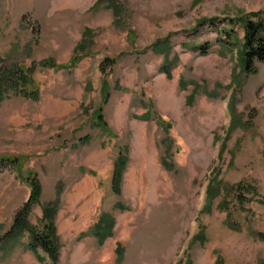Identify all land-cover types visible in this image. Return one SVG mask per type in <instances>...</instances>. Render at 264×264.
I'll use <instances>...</instances> for the list:
<instances>
[{"label":"rangeland","instance_id":"obj_1","mask_svg":"<svg viewBox=\"0 0 264 264\" xmlns=\"http://www.w3.org/2000/svg\"><path fill=\"white\" fill-rule=\"evenodd\" d=\"M263 12L264 0H0V159L25 158L41 183L29 225L56 209L58 264H264V63L246 72L216 31ZM86 29L72 71L42 66L70 64ZM16 66L32 98L10 84ZM1 167L0 264H48L30 233L5 239L31 191ZM244 185L255 194L240 207Z\"/></svg>","mask_w":264,"mask_h":264},{"label":"trees","instance_id":"obj_2","mask_svg":"<svg viewBox=\"0 0 264 264\" xmlns=\"http://www.w3.org/2000/svg\"><path fill=\"white\" fill-rule=\"evenodd\" d=\"M208 20V19H204ZM216 18L214 19V21ZM227 22L224 24V27L216 28V31L219 35L218 39L221 42L229 43L234 49H240L242 60H243V69L246 70V72L254 73L256 72L255 65L258 62L264 63V12L263 13H254V14H245L239 16L237 19H226ZM216 22H212L215 26ZM243 30V37L239 39V30ZM86 33L83 36V39L81 41V44L76 48L74 51V54L71 57L70 64L68 65H58L54 64L52 60L47 59L42 62L43 67H50L55 69L56 66L59 68L63 67L68 68L69 72L72 71L74 67L81 61L82 58H84L86 55H89L88 52V44L90 36H89V29H86ZM202 50L204 48V45L200 47ZM87 51V53H86ZM207 52V50L205 51ZM106 60V59H105ZM108 61V60H106ZM105 61V62H106ZM108 63V62H106ZM112 62H110L109 65H111ZM29 71H33L32 69H28ZM102 72L106 74V68L104 65L102 66ZM13 75V79L11 80L10 84L16 85V88H19L21 91V94L25 97L32 98L33 93L30 91H25L23 87L27 85V83L30 80V76L24 71L22 67H15L14 71L9 74ZM34 80V78H33ZM6 81V80H5ZM7 83L9 81H6ZM33 84V82H30ZM5 84L4 80L0 77V87ZM22 89V90H21ZM1 90V89H0ZM35 92V91H34ZM39 93V92H38ZM41 94L34 96V99L38 100L40 99ZM110 95L109 92L104 94L103 93V100L104 104H107L109 101ZM94 120L97 122L99 126H101L105 131H109L111 133L110 128L108 126V123L106 122V119L103 115V107H100L96 112H94L93 115ZM88 137L84 139L86 141ZM25 158L23 157H3L0 159V166L4 167H10L12 168L18 177H20L21 180L25 181L29 187H30V197L25 203V206L23 209L19 210L14 218V222L11 226V228L5 233L6 240L7 238L11 241L14 240L15 242L20 240L19 238L26 234V232L33 235L32 243L29 244V248L32 249V251H35L36 248H41L44 250L46 255L49 257L48 264H58V247L57 244H55L58 239V235L56 233V227H55V215H56V209L52 206H47L43 211V216L41 223H43L42 227L39 228L37 226H31L29 225L28 219H26L27 214L31 211L34 204H38L40 198L42 197L43 190L41 183L37 176L34 175L33 172H30L28 177L23 176L22 169L25 166ZM125 166V160L123 157H120L117 160V163L115 165V170H113V178H112V184L115 188L119 189V183L121 180V174L124 170ZM1 167V168H2ZM119 167V168H118ZM118 168V170H117ZM116 184H118L116 186ZM214 186V184H212ZM248 185H244L239 187V189L242 191L240 195H237L236 198H238V202L240 207H243L246 205V203L249 201L248 197L245 195V192L247 190L249 192H252V194H255V190L253 188H248ZM117 191V190H116ZM212 192V190L210 191ZM215 191L211 193V196L213 195ZM218 194V193H217ZM217 194L213 195L211 198L216 197ZM55 205V204H54ZM102 223L97 224V228L91 229V233L93 235H97L98 237L105 233L104 228L102 227ZM19 237V238H16ZM8 242V240H7ZM55 242V243H54ZM38 259L41 260V257L38 256Z\"/></svg>","mask_w":264,"mask_h":264},{"label":"crops","instance_id":"obj_3","mask_svg":"<svg viewBox=\"0 0 264 264\" xmlns=\"http://www.w3.org/2000/svg\"><path fill=\"white\" fill-rule=\"evenodd\" d=\"M73 54H74V52L72 53V55H73ZM95 225H97V224L95 223L93 226H95ZM91 229H92V228H91ZM91 229H90V230H91Z\"/></svg>","mask_w":264,"mask_h":264}]
</instances>
